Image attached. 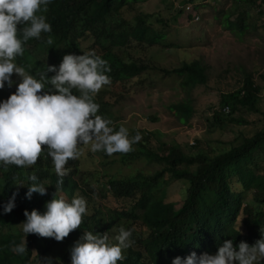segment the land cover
I'll use <instances>...</instances> for the list:
<instances>
[{
  "label": "trees",
  "instance_id": "1",
  "mask_svg": "<svg viewBox=\"0 0 264 264\" xmlns=\"http://www.w3.org/2000/svg\"><path fill=\"white\" fill-rule=\"evenodd\" d=\"M146 1L51 0L47 6L48 11L38 14L46 16L52 31L42 33L39 39L31 38L25 42L24 54L17 57L16 62L21 67L32 64L36 51H44L61 62L66 54L83 55L94 51L111 68L106 73L111 83L105 85L94 97V102L99 105L97 114L112 120L110 126L118 131L120 125H117L111 113L107 95L110 94L116 100L124 93L128 94L126 85L131 79L150 70H158L165 76L181 77L180 84L189 90L206 84L208 79L207 67L197 60L183 62L172 69L122 60L115 49L133 44L151 47L162 43L164 39V32L161 31L167 26L164 19L143 12L134 14L132 22L122 16L124 10L134 12L138 4ZM238 1L247 3L256 0ZM258 1V13L261 15L264 14V0ZM181 2L194 3L195 0ZM197 6H193L194 9ZM181 13L182 9L176 11L177 16ZM247 13L242 8L223 13L224 19L220 24L224 30L237 36L244 35L248 28ZM233 15L235 17L232 19ZM152 23H157L161 28L156 29ZM18 27L22 29L24 25ZM49 37L53 41L51 45L46 42ZM12 80L14 83L10 89L7 83L0 89V102L16 91L20 77L13 74ZM6 88L9 90L6 91ZM260 92L261 86L248 74L240 88L221 95L219 106L227 107L229 112L227 115L214 112L213 128L217 125L222 127L226 122L246 123L228 118L240 107L261 117L250 133L239 134L231 141L228 149L214 155L201 150L186 155L175 145L166 143H159L152 148L147 143L153 136L151 132L134 143L135 150L126 154H113L119 156L117 159L104 151L92 152L90 146L87 148L86 145H79L81 151L95 154L102 167L114 164V160L125 164L143 159L159 166L151 174L137 172L127 179L101 174L91 181L84 173L83 177L77 178L80 172L78 158L68 161L67 175L60 185L58 182L61 177L55 172L47 148L31 168L9 165L5 171L0 165V229L15 228V232H0V264H38L39 258H49V255L58 256L61 261L68 263L71 261V249L85 232L103 234L120 220L124 221L125 229L133 230V243L123 251L124 259L118 261V264H172L174 258H186L192 252L198 256L203 253L215 254L226 240H232L238 249L242 241L251 246L264 239V159L261 158L264 151V112L257 107ZM168 108L182 125L188 124L195 112L190 99L171 104ZM95 172L99 173L100 170ZM33 173L38 177L37 183L47 188V194L33 193L32 198L28 199V186L33 183L28 177ZM172 181H184L187 185L185 198L178 209L174 208V203L168 201L166 196V188ZM95 186L100 188V193L95 192ZM17 191L16 207L11 213H5L3 206ZM55 194L57 198L63 196L69 202L76 196L86 200L87 212L80 228L71 232L63 241L37 234L26 235L22 230V223L26 220L25 210L31 212L35 209L43 214L46 203ZM248 195L252 198V204L246 202ZM102 199H110L120 206L111 207L105 205V202L102 204ZM22 241L26 251L22 254L13 251ZM39 248L41 250L37 253ZM45 262L43 258L39 264ZM257 264H264V260H259Z\"/></svg>",
  "mask_w": 264,
  "mask_h": 264
},
{
  "label": "clouds",
  "instance_id": "2",
  "mask_svg": "<svg viewBox=\"0 0 264 264\" xmlns=\"http://www.w3.org/2000/svg\"><path fill=\"white\" fill-rule=\"evenodd\" d=\"M50 2L0 0V89L5 83L12 87L13 74L20 77L16 91L0 102V165L5 171L9 165L31 168L47 148L55 172L61 177L58 184L62 185L68 161L81 155L79 145L90 146L92 152L104 151L109 156L126 154L140 141L141 135L130 137L123 124L116 131L110 126L112 120L97 114L99 105L94 97L111 83L106 74L111 68L94 51L83 55L66 54L58 68L47 61L42 51H36L32 64L18 66L17 57L23 56L24 43L52 31L46 16L38 14L46 13ZM190 16L191 21L199 20ZM19 25L24 27L21 29ZM46 42L53 43L51 37ZM28 179L33 182L28 186V199L33 193L47 194V188L37 183L34 173ZM18 194V191L13 193L3 206L5 213H11L16 207ZM45 207L43 214L35 209L25 210L22 230L26 235L37 234L63 241L80 228L87 212L86 200L78 196L69 202L55 194ZM132 232V229L120 227L115 243L108 232H85L71 249L72 264H118L124 259L123 251L132 246ZM13 251L24 253L25 243L22 241ZM261 258H264V239L251 246L242 241L238 249L232 240H226L215 254L198 256L192 252L186 258H174L172 264H257ZM48 264H51L50 258Z\"/></svg>",
  "mask_w": 264,
  "mask_h": 264
},
{
  "label": "rangeland",
  "instance_id": "3",
  "mask_svg": "<svg viewBox=\"0 0 264 264\" xmlns=\"http://www.w3.org/2000/svg\"><path fill=\"white\" fill-rule=\"evenodd\" d=\"M181 1L147 0L138 4L134 12L124 10L122 16L129 22H132L137 12L164 19L167 26L161 31L165 36L162 40L163 44L151 47L133 44L115 51L118 50L122 60L144 62L150 66L165 69L178 67L183 62L200 61L207 67L206 84L189 90L180 84L181 77L165 76L158 70H150L128 82L126 85L128 94L124 93L116 100L108 94L107 100L110 103L111 113L118 122L117 125L123 124L129 130L130 137H134L137 132L141 136L151 132L153 136L147 143L152 148L159 143H166L175 145L186 155L195 154L199 150L214 155L228 149L231 141L239 134L250 133L261 117L240 107L228 118L243 120L246 123L226 122L227 124L222 127L211 126L214 112L219 111L225 115L229 112H225L224 108L219 106L221 95L240 88L248 74H251L255 83L261 86L257 107L264 112V14L258 13V0L247 3L238 0H195L190 4L198 5L194 10L199 20L194 22L191 21V16L189 19L187 17L190 14L185 5L189 3L185 4ZM236 8H242L248 12L246 18L248 28L241 36L224 30L220 24L224 19L223 13L232 12ZM178 9H182L179 16L176 15ZM194 10L191 11L194 12ZM233 17L235 16L233 15L232 19ZM154 27L161 28L157 23ZM41 53L52 66L58 68L60 60H54L44 51ZM39 57L42 58V55ZM187 99L191 100L195 112L190 122L182 125L168 107ZM135 149L136 145L133 144L132 150ZM113 157L117 159L119 156L113 155ZM261 158L264 159V151ZM98 161L95 154H89L87 150L81 151L80 172L76 177L81 178L85 173L91 181L101 174L127 179L137 172L147 175L159 169V166L147 163L143 159L125 164L114 160L116 161L114 164L105 167H102ZM96 170L100 172L97 173ZM186 186L184 181H172L166 188L167 200L174 203L175 209L181 206L185 198ZM99 189L95 186L97 194L100 193ZM246 199L248 204L253 203L249 195ZM101 203L111 207L120 206L119 203H113L110 199H102ZM117 223L107 231L113 243L116 242L115 236L118 235L120 227L126 226L123 220ZM8 231L15 232V228L0 229L1 233ZM40 250L39 248L37 253ZM43 258L46 261L45 264H48L49 258L51 264H72L71 261L64 263L55 255L39 258L38 264L41 260L43 261Z\"/></svg>",
  "mask_w": 264,
  "mask_h": 264
},
{
  "label": "built area",
  "instance_id": "4",
  "mask_svg": "<svg viewBox=\"0 0 264 264\" xmlns=\"http://www.w3.org/2000/svg\"><path fill=\"white\" fill-rule=\"evenodd\" d=\"M186 9L188 10L187 12L190 13L191 15H193V19L195 21H197L199 19L197 13L195 12L194 8H193V5L192 4H187L186 5ZM194 10V12H192L191 10ZM191 11V12H190ZM225 112H228L229 109L227 107L224 108Z\"/></svg>",
  "mask_w": 264,
  "mask_h": 264
},
{
  "label": "crops",
  "instance_id": "5",
  "mask_svg": "<svg viewBox=\"0 0 264 264\" xmlns=\"http://www.w3.org/2000/svg\"><path fill=\"white\" fill-rule=\"evenodd\" d=\"M190 4V3H189Z\"/></svg>",
  "mask_w": 264,
  "mask_h": 264
}]
</instances>
